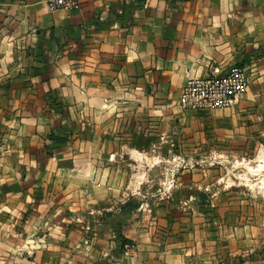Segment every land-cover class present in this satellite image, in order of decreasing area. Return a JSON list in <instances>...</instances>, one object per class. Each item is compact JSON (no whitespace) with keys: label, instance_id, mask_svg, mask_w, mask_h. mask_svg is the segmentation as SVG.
I'll list each match as a JSON object with an SVG mask.
<instances>
[{"label":"crops","instance_id":"0c3cea01","mask_svg":"<svg viewBox=\"0 0 264 264\" xmlns=\"http://www.w3.org/2000/svg\"><path fill=\"white\" fill-rule=\"evenodd\" d=\"M233 63L249 84L232 106L179 108L187 78ZM258 113L264 0H0V264L261 254L248 202L200 164L252 145Z\"/></svg>","mask_w":264,"mask_h":264},{"label":"rangeland","instance_id":"374dc122","mask_svg":"<svg viewBox=\"0 0 264 264\" xmlns=\"http://www.w3.org/2000/svg\"><path fill=\"white\" fill-rule=\"evenodd\" d=\"M258 114L260 120H258V128L255 131L257 138L252 145L248 147L238 145L237 147L234 146L226 149L227 152L223 153L224 160L221 162V169L216 168V162L209 158L203 159L200 164L204 168L210 167V169H213L210 179L212 178L214 181L216 177L222 175L223 184L232 187V191L235 192L236 197L244 198L248 202V212L251 214V221L255 223L260 222L261 226H258V228H261L262 240H264V188H261V185L264 186V167L259 168L260 164L264 165V113ZM172 151L175 152L174 147H172ZM189 163V161H186L187 167H189ZM192 163L195 165V162ZM186 164H183L182 167H185ZM179 168H181V165L177 167V169ZM212 187L214 186L209 187V191H211L210 188ZM189 193H183L179 196L189 199V195H191L199 200L202 198L200 194H204L205 198L207 196L200 191L199 193H192V191ZM151 194L147 193L144 195L147 199ZM167 195L169 194L167 193ZM210 211L206 212L210 213ZM124 242H127V240ZM235 259L232 263L226 259H222L221 261L216 259L217 263L213 264H264V252H261V254L258 252L257 255L252 257H239Z\"/></svg>","mask_w":264,"mask_h":264},{"label":"built area","instance_id":"2783aa9c","mask_svg":"<svg viewBox=\"0 0 264 264\" xmlns=\"http://www.w3.org/2000/svg\"><path fill=\"white\" fill-rule=\"evenodd\" d=\"M50 11L79 10L80 0H44ZM249 79L243 64L233 63L225 70L211 68L203 76L189 77L182 86L178 106L182 110L211 111L226 109L247 90ZM97 221V220H96ZM87 234L92 232L90 222L85 224ZM126 253L133 252L131 243L123 242Z\"/></svg>","mask_w":264,"mask_h":264},{"label":"bare ground","instance_id":"6f19581e","mask_svg":"<svg viewBox=\"0 0 264 264\" xmlns=\"http://www.w3.org/2000/svg\"><path fill=\"white\" fill-rule=\"evenodd\" d=\"M261 158V157H260ZM264 167V165L263 164H260L259 165V168H263ZM264 176V175H263ZM264 180V179H263ZM261 188H264V186L263 185H261Z\"/></svg>","mask_w":264,"mask_h":264},{"label":"trees","instance_id":"16d2710c","mask_svg":"<svg viewBox=\"0 0 264 264\" xmlns=\"http://www.w3.org/2000/svg\"><path fill=\"white\" fill-rule=\"evenodd\" d=\"M124 241H125V239H122V240H121V242H124Z\"/></svg>","mask_w":264,"mask_h":264}]
</instances>
